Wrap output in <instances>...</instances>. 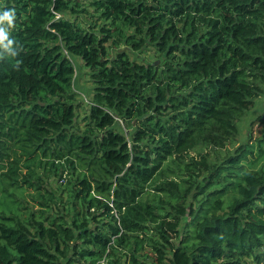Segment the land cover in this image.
<instances>
[{"label": "trees", "instance_id": "16d2710c", "mask_svg": "<svg viewBox=\"0 0 264 264\" xmlns=\"http://www.w3.org/2000/svg\"><path fill=\"white\" fill-rule=\"evenodd\" d=\"M262 82L264 0H0V264H264Z\"/></svg>", "mask_w": 264, "mask_h": 264}, {"label": "rangeland", "instance_id": "374dc122", "mask_svg": "<svg viewBox=\"0 0 264 264\" xmlns=\"http://www.w3.org/2000/svg\"><path fill=\"white\" fill-rule=\"evenodd\" d=\"M138 53V52H136ZM148 54L147 56L152 59V52L149 51H144L143 55ZM139 58V57H138ZM74 63H75V69H76V74L74 78V86L77 90L81 91H87V74L85 73V68L82 65L81 60L78 57L73 58ZM261 91L260 94L257 95L254 98V104L252 107L248 110H246L242 116H240L236 122L238 125V134L237 136L232 139L231 141H228L227 144L223 147H210V146H199L197 150L193 152H197L200 150V152H203L207 155L208 159L211 161L216 160L219 157H224L227 155V153H231L234 148L241 144V142L245 141L247 138V135L249 133V130L251 131L252 137H256L259 134L260 131V124L258 121H255L251 125V123L256 119L257 115L260 114L262 111H264V82L260 83ZM82 114V112H80ZM80 121V116L77 118ZM81 123V122H80ZM82 124V123H81ZM80 124V126H81ZM11 144V141L7 142V146ZM12 149H15L17 153L21 152V149H16L15 146H12ZM9 155L4 156L3 160L0 161V180H1V173L7 170V164L9 161L8 159L12 158L13 154L11 153V149H8ZM194 154V153H191ZM1 160V159H0ZM53 178V177H52ZM52 178L47 180V183L49 184L48 187L53 186L51 183ZM3 185L0 183V196H1V191L3 189ZM15 193L19 194V190L15 189ZM35 195V191L31 187H26L24 190V196L25 198H28L27 200H30V196ZM33 203V201H31Z\"/></svg>", "mask_w": 264, "mask_h": 264}, {"label": "crops", "instance_id": "0c3cea01", "mask_svg": "<svg viewBox=\"0 0 264 264\" xmlns=\"http://www.w3.org/2000/svg\"><path fill=\"white\" fill-rule=\"evenodd\" d=\"M80 63H82V62H80ZM84 68H85V67H84ZM88 89H89V88L87 87V91H88ZM76 90H77V89H76Z\"/></svg>", "mask_w": 264, "mask_h": 264}]
</instances>
